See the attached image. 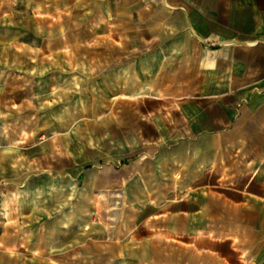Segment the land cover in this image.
<instances>
[{
    "label": "crops",
    "instance_id": "obj_1",
    "mask_svg": "<svg viewBox=\"0 0 264 264\" xmlns=\"http://www.w3.org/2000/svg\"><path fill=\"white\" fill-rule=\"evenodd\" d=\"M0 2V245L35 237L36 264H264V0ZM96 42L131 44L103 86L119 93L37 121L26 51Z\"/></svg>",
    "mask_w": 264,
    "mask_h": 264
},
{
    "label": "rangeland",
    "instance_id": "obj_2",
    "mask_svg": "<svg viewBox=\"0 0 264 264\" xmlns=\"http://www.w3.org/2000/svg\"><path fill=\"white\" fill-rule=\"evenodd\" d=\"M1 13L0 22H6L10 15L5 10ZM26 52L29 72L25 84L31 91L37 121L44 117L54 120L62 113L82 116L103 109L119 93V86H103L116 82L120 71L128 77V66L133 60L130 43L48 45L32 47ZM24 242L20 239L10 249L0 245V264L21 260L36 264L35 237L27 240L29 245Z\"/></svg>",
    "mask_w": 264,
    "mask_h": 264
}]
</instances>
